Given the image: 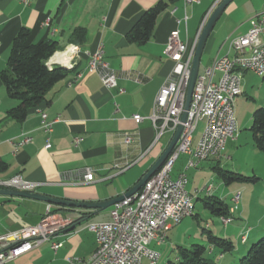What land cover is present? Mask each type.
I'll use <instances>...</instances> for the list:
<instances>
[{
    "label": "crops",
    "instance_id": "obj_1",
    "mask_svg": "<svg viewBox=\"0 0 264 264\" xmlns=\"http://www.w3.org/2000/svg\"><path fill=\"white\" fill-rule=\"evenodd\" d=\"M219 1L201 0L187 5L183 0L175 1L157 16L148 40L139 44L128 42L125 34L156 0H27V3L0 0V72L6 67L14 37L23 28L28 29L32 43L54 41L56 52L75 44L71 42L74 29L85 30L83 40L75 44L79 48L75 66L53 86L46 102L28 110L24 120L8 116L7 111L18 101L7 95L0 79V157L8 165L0 172V181L20 175L39 183L36 193L85 202L112 199L132 187L160 156L172 135L165 132L156 139L154 126L147 118L152 113L158 89L174 66V61L164 52L167 39L176 30L189 51L195 48L202 27ZM263 8L264 0H232L225 7L205 42L199 74L215 58L233 57L230 40L245 34L251 20L256 19ZM45 20L48 26L42 25ZM100 43L104 59L117 76V85L111 89L102 85L97 73L87 69L85 51L94 50ZM218 75L217 72L215 78ZM241 89L235 100L237 136L227 141L225 157L209 158L184 170L190 155L181 153L170 172L172 178L185 172L186 190L201 204V209L192 216L199 218V211L208 212L210 223H205V229L231 240L237 257L264 235V194L256 185H248L252 183L225 185L218 178L217 169L243 174L251 171L261 176L258 169L264 168V155L254 147L249 127L253 111L264 106V75L244 72ZM114 102L118 112H115ZM40 112L46 113L48 118H58L49 134L41 128ZM133 114L141 115L143 120L136 123ZM126 133L133 136V141L127 145L122 140ZM24 135L31 136V141L15 149L12 141ZM78 137L81 141L74 145L73 140ZM47 138L49 148L45 147ZM193 144L194 136L192 147ZM245 147L252 156L250 167L243 166L238 159ZM86 168L92 170L93 181L83 183L71 176ZM210 184V193L206 194L202 188ZM239 191V204L232 209V220L227 224L203 206L202 199L213 195L233 208L232 198ZM48 205L50 211H55L53 214L68 224L53 238L61 242V246L54 250L49 241L44 242L8 264H67L69 257L86 260L97 246L95 233L86 226L110 221L113 208L66 207L0 194V234L39 222ZM161 245L151 243L149 247L157 250ZM204 245L211 261L238 263L236 257L230 254L229 258L208 241ZM158 252L157 264H168V260L161 262L163 254ZM141 264L149 263L143 258Z\"/></svg>",
    "mask_w": 264,
    "mask_h": 264
},
{
    "label": "built area",
    "instance_id": "obj_2",
    "mask_svg": "<svg viewBox=\"0 0 264 264\" xmlns=\"http://www.w3.org/2000/svg\"><path fill=\"white\" fill-rule=\"evenodd\" d=\"M22 1L27 3V0ZM200 1L183 0L186 5ZM42 25L48 26V20L43 21ZM251 46H258V54H251ZM230 47L234 50L233 57L221 56L220 62H211L203 73L198 74L191 94L187 118L181 123L180 117L183 112L194 47L189 51L176 30L170 33L164 52L174 61V66L168 78L158 89L152 113L147 118L154 126L156 139L165 132L173 133L177 126L182 124L183 129L179 138L160 169L135 194L113 205L110 221L89 223L86 226L96 236L97 246L91 255L86 260L69 257L67 264H141L143 258H146L149 264H157L160 254L156 249L149 247V244L161 245L167 238V232L171 226L183 219L187 209H194V205L193 208H186V199H191L194 195L186 190L185 172H180L174 178L170 175L175 160L179 154L188 153L190 157L185 165L184 170H186L196 167L206 159L225 157L223 151L227 141L237 136L235 101L227 100V92L229 88H236L237 96L241 94V78L246 71H252L258 76L264 75L262 12L256 19L251 20L245 34L230 40ZM78 52L77 46L71 53V58L66 60L70 68L75 66ZM85 55L87 69L99 75L102 85L107 89L116 87V72L104 59L103 45L100 43L94 50H86ZM217 72L220 76L215 78ZM122 91L121 89L120 92ZM204 97H211V100H214V110H211V114L212 111H219L221 119L217 128H211L208 133L202 134V144H196L193 148V132L196 123L201 119ZM114 108L115 112H118L116 102H114ZM40 117L41 128L49 134L58 118H48L44 112H40ZM132 119L139 123L143 117L133 114ZM31 139V136L24 135L16 142L12 141V144L16 149L29 143ZM122 140L124 144H130L133 136L126 133ZM80 141L81 138H74L73 143L77 145ZM197 145H204L203 155H195ZM50 146L49 138H47L45 147ZM207 146H214L213 154H206ZM71 176L83 183H89L94 179L93 172L89 168L82 173L74 172ZM38 186L39 183L25 180L20 175L0 181V188L26 192H34ZM202 189L206 190V194L210 193L211 184L205 185ZM232 200L234 205L231 210L237 207L240 192L235 193ZM231 220L230 217H221L223 224ZM67 226V223L51 213L48 205L45 216L39 222L0 234V264H8L47 241L50 242L51 248L56 250L61 246V242L53 238L61 234Z\"/></svg>",
    "mask_w": 264,
    "mask_h": 264
},
{
    "label": "trees",
    "instance_id": "obj_3",
    "mask_svg": "<svg viewBox=\"0 0 264 264\" xmlns=\"http://www.w3.org/2000/svg\"><path fill=\"white\" fill-rule=\"evenodd\" d=\"M177 0H156L145 9L135 23L126 32L128 42L144 43L150 37L157 16ZM72 43L78 44L85 37L83 28L74 29ZM56 43L42 40L37 43L29 41L28 29H21L12 41L6 67L0 72V79L10 98L18 101L17 105L7 111L9 117L22 121L28 110L48 100L53 86L62 80L70 70L60 65H48V60L56 53ZM249 131L254 147L264 155V106L257 107L251 116ZM7 163L0 157V172L7 168ZM218 178L225 184L254 183L255 175L246 176L229 170L217 169ZM205 209L221 217L231 218V206L217 196L209 195L202 199ZM55 212V211H54ZM51 211V213H54ZM194 214V213H193ZM192 214V215H193ZM70 225V224H69ZM206 238L209 244L221 253L234 249L231 240L214 235L208 229ZM172 264L170 261H168ZM177 264H218L207 256L205 245L191 244L190 247L177 246ZM237 264H264V235L252 242L242 254Z\"/></svg>",
    "mask_w": 264,
    "mask_h": 264
},
{
    "label": "water",
    "instance_id": "obj_4",
    "mask_svg": "<svg viewBox=\"0 0 264 264\" xmlns=\"http://www.w3.org/2000/svg\"><path fill=\"white\" fill-rule=\"evenodd\" d=\"M231 1L232 0H220L218 2V4L213 8L212 12L210 13L206 23L202 27V30L198 36V39L196 41L195 48L193 51L192 61H191L190 77H189L186 92H185L183 112L181 113V117H180L181 123L185 122L187 118V111L190 105L191 94H192L197 76L199 74L200 58H201L207 37L209 36L213 26L215 25L216 21L222 14L223 10ZM47 64L51 65L52 63L48 61ZM60 66H62L66 70H71L65 65H60ZM182 129H183L182 124H179L177 128L175 129V131L172 133L167 146L164 148V150L162 151L160 156L156 159V161L150 166V168L142 175V177L132 187H130L127 191H125L124 193H122L121 195L115 198L104 200V201H96V202L72 201V200L52 197L48 195H43V194H39L36 192H26V191H19V190L8 189V188H0V194L28 198V199L47 202L50 204L63 205L66 207L106 209L107 207L113 206L115 203L122 201L124 198L135 194L140 189V187L143 186L144 183L160 169V167L163 165V163L165 162V160L171 153L172 149L174 148Z\"/></svg>",
    "mask_w": 264,
    "mask_h": 264
},
{
    "label": "rangeland",
    "instance_id": "obj_5",
    "mask_svg": "<svg viewBox=\"0 0 264 264\" xmlns=\"http://www.w3.org/2000/svg\"><path fill=\"white\" fill-rule=\"evenodd\" d=\"M219 76L220 75H218L216 78H218ZM198 124L199 125H197L196 131L193 134L194 139H195V144H193V148L195 147V145H196L197 141L199 140L200 135L203 131V128L205 127V123L203 121L198 122ZM248 149H249L248 147H245L244 152L240 153L238 155V159L242 163L243 166L250 167L249 164L252 162V156H251V153L248 152ZM186 163H187V161H186ZM174 165H177V162H175ZM263 169L264 168L262 166L259 167L258 173L261 174V176L259 175L260 176L259 177L258 175L257 176L255 175L256 177H258V180L256 182H254L252 184H248V185H256L257 189L263 191V194H264V188H262V185L264 184V171H263ZM241 174H243V173H241ZM244 175L251 176L253 174L250 171L249 174H244ZM193 202L195 203L193 213H195V211L201 209L200 208L201 204H200V202H196L194 200H193ZM238 204H237V206H238ZM262 205L264 206L263 203H262ZM206 213L207 214H202V211H199V214H200L199 218H195L192 215L186 216V218L184 217V219H182L178 224L172 225L171 229L168 230V232H167L168 237L162 243L163 246L161 245L157 248V251H162L161 253L163 254L161 262H165V261L167 262V260H168L172 264H177V246H179V245L180 246L185 245V246L190 247L191 244H202V245H204V243L207 242V240H205L206 231L204 230V228H206L205 223H210V218H207V217H211V216L208 214V212H206ZM202 239H204L205 241H203ZM225 254L228 255L229 258L231 257L230 256V254H231V255H233V257H236L237 259H239V256L237 257L236 253H234V249L230 252H225ZM168 264H170V263H168Z\"/></svg>",
    "mask_w": 264,
    "mask_h": 264
},
{
    "label": "bare ground",
    "instance_id": "obj_6",
    "mask_svg": "<svg viewBox=\"0 0 264 264\" xmlns=\"http://www.w3.org/2000/svg\"><path fill=\"white\" fill-rule=\"evenodd\" d=\"M262 18H264V11H262ZM77 47L75 44H69L67 48L64 51L56 52L49 61L52 63L51 65L57 64V65H65L68 68L66 60L71 58V53L74 51V49ZM251 54H258V46H251ZM212 62H220V57L215 58ZM237 97V90L236 88H229L227 92V100L228 101H235ZM203 106L201 112V119L200 121H203L205 123V127L203 128V131L200 135L199 140L196 144H202V134L208 133V130L211 128H217L218 122L221 119V112L219 111H212L214 110V100H211V97H204L203 98ZM198 122L195 125V128L197 127ZM195 130V129H194ZM214 153V146H207L206 147V154H213ZM204 154V145H197L195 148V155H203ZM205 192L206 190L203 189ZM240 192V191H239ZM194 202H193V196L191 199H186V208H193ZM193 214V209H187L184 212L183 218L186 216H190ZM244 239V237H242Z\"/></svg>",
    "mask_w": 264,
    "mask_h": 264
}]
</instances>
